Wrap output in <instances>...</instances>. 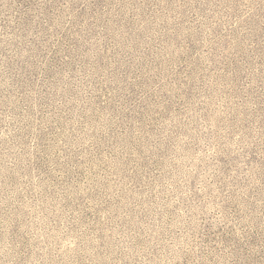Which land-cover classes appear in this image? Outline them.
I'll use <instances>...</instances> for the list:
<instances>
[{
	"label": "rangeland",
	"instance_id": "obj_1",
	"mask_svg": "<svg viewBox=\"0 0 264 264\" xmlns=\"http://www.w3.org/2000/svg\"><path fill=\"white\" fill-rule=\"evenodd\" d=\"M0 264H264V0H0Z\"/></svg>",
	"mask_w": 264,
	"mask_h": 264
}]
</instances>
